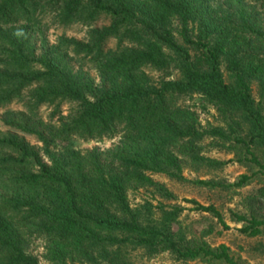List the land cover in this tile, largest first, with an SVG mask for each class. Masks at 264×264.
I'll return each instance as SVG.
<instances>
[{"label": "trees", "instance_id": "1", "mask_svg": "<svg viewBox=\"0 0 264 264\" xmlns=\"http://www.w3.org/2000/svg\"><path fill=\"white\" fill-rule=\"evenodd\" d=\"M102 14L110 23L98 27ZM45 15L63 27L87 26L85 40L62 34L49 42ZM253 80L264 92V0H0V107L21 100L24 111H6L4 121L37 141L0 135V264H40L29 249L36 239L50 264H131L136 248L240 264L227 245L203 239L212 225L187 238L172 229L183 207L163 204L154 219L151 204L132 207L128 192L153 187L171 199L152 173L187 180L185 167L228 163L204 154L208 137L241 146L240 160L264 174L256 154L264 147V115ZM192 93L215 107L223 126H202L191 105L178 103ZM64 103L73 104L65 114ZM44 104L51 107L45 122L37 117ZM114 137L117 143L103 149L74 144ZM250 199L264 201V187ZM188 200L229 227L214 205ZM231 214L247 222L241 231L261 232L264 219L256 214Z\"/></svg>", "mask_w": 264, "mask_h": 264}, {"label": "rangeland", "instance_id": "2", "mask_svg": "<svg viewBox=\"0 0 264 264\" xmlns=\"http://www.w3.org/2000/svg\"><path fill=\"white\" fill-rule=\"evenodd\" d=\"M42 20L47 24L44 35L49 42L56 41L62 34L80 40H85L86 38L88 27L80 22L63 27L58 25V23L52 22L49 15H45ZM109 23V16L102 14L95 25L103 27ZM177 27V22L174 21L173 29L175 37L178 42H181L177 34ZM39 40L40 38L38 37L37 42ZM115 43L116 40L114 38H109L107 46L114 47ZM84 67L97 81L98 77L93 65L89 61H86ZM223 72L225 80L228 81V73L224 67ZM150 74L154 78H158L160 75V73L154 70H150ZM251 94L255 99V103L259 104L264 115V92L261 91L258 82L255 80L251 82ZM177 101L181 104L191 105L196 110L202 126L224 125L215 107L207 103L199 94L192 93L179 96ZM71 105L73 104L64 103L61 107L62 113L65 114ZM24 109L25 106L21 100H12L6 106L0 107V135L16 133L24 137L26 141L36 143L37 141L34 136L23 133L4 121L7 118L6 111H11L12 115L13 112L24 111ZM50 112L51 107L45 104L41 105L37 117L45 122L49 119ZM117 140L118 137L111 139L104 138L100 141L76 140L74 144L78 148L92 149L97 147L103 149L113 146L117 143ZM202 145L203 152L206 156L219 160L230 159V161L216 169L202 168L195 171L189 167H185L183 175L187 180H177L163 173H152L151 177L156 182L164 185L173 194V198L166 199L161 197L153 187H140L129 190L128 192V200L131 206L139 207L145 203L151 204L152 210L155 212L153 217L156 219L160 216L158 210L163 204L167 205L164 207L165 209H170L171 205H179L183 207V210L177 217V222L172 224L174 231L180 227L187 238H199L201 231L207 229L209 225H212L213 231L203 237L211 246H216L221 243L227 245L230 255L240 264H264V224L261 225V232L259 234L253 236L248 235L240 230L247 222L237 221L231 214L232 212H236L246 214L250 217L254 213L259 218L264 219V201L252 202L250 199L251 195L256 194L260 188L264 187V174L260 172L259 167L255 164L247 160H240L245 159L244 150L235 143L208 137L202 141ZM256 154L264 163V147H262V150H256ZM242 173L252 175L247 183L240 186H224L237 181L239 175ZM196 179L212 181L216 185H200L194 182ZM188 199H193L203 205H214L220 211L229 227L224 229L216 217L209 212L197 210L195 208L196 204L190 202ZM42 244L41 240H33L29 249L38 257L40 264H50L42 255ZM128 256L131 264H215L199 259L181 260L177 259L169 251L150 253L143 248H136L129 251Z\"/></svg>", "mask_w": 264, "mask_h": 264}]
</instances>
